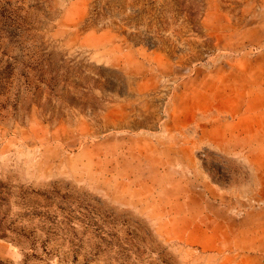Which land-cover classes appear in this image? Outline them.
<instances>
[{"label":"rangeland","instance_id":"374dc122","mask_svg":"<svg viewBox=\"0 0 264 264\" xmlns=\"http://www.w3.org/2000/svg\"><path fill=\"white\" fill-rule=\"evenodd\" d=\"M253 246L264 0H0V264H264Z\"/></svg>","mask_w":264,"mask_h":264},{"label":"crops","instance_id":"0c3cea01","mask_svg":"<svg viewBox=\"0 0 264 264\" xmlns=\"http://www.w3.org/2000/svg\"><path fill=\"white\" fill-rule=\"evenodd\" d=\"M217 149V151L218 152H220V153H223V152H225V151H223V147L220 149V148H216ZM226 149V148H225ZM209 183H211V182H208L207 181V183H206V185H208ZM258 186V190L259 189H261V187H262V182H260V181H257V182H255V184H254V186ZM209 187L211 188V189H215V190H217L218 192H219V196H224L225 195V197H226V195H229L230 194V196H233L234 198H236L237 200H239V198L241 197V195L239 196V195H236V196H234V191L232 190V191H226V190H219V189H216L215 187H214V185H209ZM237 189H239V188H237ZM239 192V191H238ZM236 193V194H239V193ZM257 192H259V191H257L256 189H255V192L253 193V196H254V199H255V197H259V193H257ZM205 193V192H204ZM232 193V194H231ZM205 195H207L206 193H205ZM256 234H258V232H256ZM257 238H255L254 239V243H256L257 242ZM250 249H252V250H263L264 248L262 247V246H253V247H251Z\"/></svg>","mask_w":264,"mask_h":264}]
</instances>
